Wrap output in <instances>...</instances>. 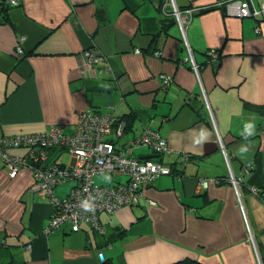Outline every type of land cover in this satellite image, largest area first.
Returning a JSON list of instances; mask_svg holds the SVG:
<instances>
[{
    "label": "crops",
    "instance_id": "obj_1",
    "mask_svg": "<svg viewBox=\"0 0 264 264\" xmlns=\"http://www.w3.org/2000/svg\"><path fill=\"white\" fill-rule=\"evenodd\" d=\"M18 1L7 19L0 3V137L52 129L72 135L87 110L133 114L132 129L117 147L154 129L173 150L162 161L183 173L159 177L137 205L101 214L104 231L85 223L73 231L64 223L46 234L54 206L38 193L29 169L12 177L0 155V264H264V194L253 191L264 193V20L224 15L216 6L227 0H174L181 9L202 11L183 15L189 21L184 40L170 6L160 10L159 0ZM18 47L23 54H16ZM87 50L106 60L86 71L81 55ZM207 105L233 173L244 176L240 193L249 230ZM247 121L256 131L245 140ZM202 132L209 142L201 147L195 140ZM28 150L6 152L24 157ZM177 153L193 158L184 163ZM46 154L48 161L73 163L60 148ZM133 154L154 156L146 147ZM249 162L254 169L245 171ZM198 178L213 181L203 189ZM73 185H58L55 195L65 197Z\"/></svg>",
    "mask_w": 264,
    "mask_h": 264
},
{
    "label": "built area",
    "instance_id": "obj_2",
    "mask_svg": "<svg viewBox=\"0 0 264 264\" xmlns=\"http://www.w3.org/2000/svg\"><path fill=\"white\" fill-rule=\"evenodd\" d=\"M8 4L17 6L19 1L6 0ZM171 7L176 20L183 32L184 40L188 19L183 15L193 16L194 9L181 10L172 0ZM227 16L235 17L242 14V17L261 18L264 20V1L259 4L255 0H229L224 4ZM187 43V42H186ZM188 59L193 70L198 73V65L195 63L192 51L187 44ZM140 52L139 49L136 50ZM82 61L88 59L90 65H98L105 58L95 51L88 50ZM214 56L216 55L212 52ZM23 54L21 47H18V55ZM160 57V53H156ZM170 79L167 77L165 83ZM212 120L216 141L224 156L229 171V182L232 184L238 199L240 200V211L244 222L249 230L246 212L241 200L240 186L243 183L240 178L235 177L230 163L228 151L218 132L213 112L207 105ZM114 119L109 114H98L91 110L84 111L79 116L78 129L72 135H65L58 129H52L49 133L20 134L14 136L0 137V155L7 165L11 176L17 175L22 168L29 169L34 175L38 186V193L48 198L54 206V212L46 226L45 233L50 234L54 229L64 223L72 226L73 231L80 229V223L92 226L94 229L104 231L100 222V215L103 213L112 214L123 207L137 205L144 191L161 175L170 174L169 167L163 161L141 159L132 156L133 149L137 147H148L160 155H168L173 152L169 148L166 139L151 128H146L141 134L127 141L123 148L116 149L114 144L106 140V136L112 133ZM124 123L118 125L115 134L118 138L124 136ZM30 146L25 157H12L6 149L9 147ZM38 146V148H37ZM41 147H58L67 151L73 158V163L68 166H61L58 163L48 161L45 151ZM108 175L111 181L108 185L97 184L94 178ZM125 176L122 181H114L113 177ZM66 182H74L65 197H57L55 188ZM210 181L200 179L198 185L205 189L209 187ZM258 194L257 189H253ZM149 204L155 206V201L149 200ZM87 205L88 207H85ZM252 243L254 239L249 232ZM103 259L102 252L99 253ZM258 262L260 258L258 256Z\"/></svg>",
    "mask_w": 264,
    "mask_h": 264
},
{
    "label": "trees",
    "instance_id": "obj_3",
    "mask_svg": "<svg viewBox=\"0 0 264 264\" xmlns=\"http://www.w3.org/2000/svg\"><path fill=\"white\" fill-rule=\"evenodd\" d=\"M18 1V0H17ZM264 1V0H263ZM256 2V1H255ZM260 2H262V1H260ZM260 2H256V3H260ZM0 3H1V7L3 8V16H4V19H7L8 18V8L9 7H11V6H13V5H10V4H8L7 3V1L6 0H0ZM167 3H168V0H159V3H158V8L160 9V10H162V8L164 9H166L167 7H169L168 5H167ZM170 8V10H171V13H173V11H172V8L171 7H169ZM181 9V8H180ZM185 9V8H184ZM183 8H182V10H184ZM174 20V21H173ZM172 21L173 22H175V19L173 18L172 19ZM172 24V22L170 23H166L165 25H164V30L166 29L167 30V28L170 26ZM165 30V31H166ZM140 50V49H139ZM140 52H141V50H140ZM157 53V52H156ZM156 53H154V54H156ZM166 86V85H165ZM92 111V110H91ZM93 112H95V113H98V112H96V111H93ZM98 114H102V113H98ZM103 114H109V113H103ZM109 115H111V114H109ZM112 116V115H111ZM113 117V116H112ZM113 119H114V122H113V124H112V133L111 134H109V135H107L106 136V140L107 141H110V142H112L113 144H114V146L116 147V149H121V148H118L117 147V144H118V141H120V139L122 138V137H120V138H118L117 136H116V134H115V129L118 127V125H120V124H122V123H124V130H125V132L126 131H128V130H131L132 129V126H133V122H134V119H135V115H133V114H126L125 116H123V117H121V118H116V117H113ZM125 132H124V135H125ZM143 132V131H142ZM141 132V133H142ZM140 133V134H141ZM111 136H113L114 138H110ZM113 139V140H112ZM22 146H25V147H27L29 150H30V146H28V145H22ZM21 147V146H20ZM141 147H144V146H141ZM37 148H38V146H37ZM53 147H41L40 146V148H39V150L41 151H45V152H47V151H49V150H51ZM137 148H140V147H137ZM137 148H135V149H137ZM146 148H148V147H146ZM135 149H133V151H132V156H134V150ZM148 149H150V148H148ZM29 150H28V152H29ZM151 151H152V153H153V157L151 158L152 160H154V161H162L163 159H161V155L159 156V154L158 153H156V152H154V150H152V149H150ZM172 153V152H171ZM28 154V153H27ZM26 154V155H27ZM25 155V156H26ZM177 155H179V156H181V158L183 159V161H184V163H187V162H190L191 160H192V158L193 157H191L190 155H187V154H184V153H177ZM24 156V157H25ZM134 157H137V156H134ZM157 157H159V159L160 160H157L156 158ZM229 157H230V155H229ZM137 158H141V157H137ZM230 162H231V157H230ZM59 165H61V166H66V165H62V164H59ZM68 166V165H67ZM168 166V165H167ZM169 167V169H170V174H168V175H161V176H170V175H172V176H177L178 178H181L182 177V173H183V171L182 170H180V169H176V170H174L173 169V167H171V166H168ZM244 167V170L245 171H249V170H253L254 169V163H252V162H249V163H245V165L243 166ZM246 168V169H245ZM228 169V168H227ZM228 181H229V171H228ZM234 175H235V177H237V178H240L241 180H242V182H244V176H241V175H237V174H235L234 173ZM161 176H159V177H161ZM158 177V178H159ZM157 178V179H158ZM108 179H109V177H108ZM156 179V180H157ZM200 179H206V180H208V181H210V182H212L213 181V179H211V178H198V181L200 180ZM155 180V181H156ZM110 181H111V178H110V180H109V183H110ZM155 181H153V183L155 182ZM67 183V182H66ZM108 183V184H109ZM152 183V184H153ZM61 184H63V183H61ZM61 184H59V185H61ZM75 184V183H74ZM151 184V185H152ZM210 184V183H209ZM208 188V187H207ZM207 188H205V189H207ZM264 193H260V189H258V196H262ZM126 207H132V206H126ZM124 234V231H121L120 232V236H122ZM103 254V253H102ZM103 258H104V254H103ZM104 263L103 264H114L112 261H109V260H105L104 259V261H103ZM174 264H200V263H196V262H194V261H191V260H184V261H180V262H177V263H174Z\"/></svg>",
    "mask_w": 264,
    "mask_h": 264
},
{
    "label": "clouds",
    "instance_id": "obj_4",
    "mask_svg": "<svg viewBox=\"0 0 264 264\" xmlns=\"http://www.w3.org/2000/svg\"><path fill=\"white\" fill-rule=\"evenodd\" d=\"M255 131H256L255 123H253L252 121L245 122L243 133H242L243 138L245 140H248L250 137L255 135ZM208 137H209V134L202 132L201 136L195 140V144L200 145L202 147V145L205 142H209V138ZM240 151L242 153L247 152L248 151L247 146H242ZM85 207H88V206L85 205Z\"/></svg>",
    "mask_w": 264,
    "mask_h": 264
},
{
    "label": "rangeland",
    "instance_id": "obj_5",
    "mask_svg": "<svg viewBox=\"0 0 264 264\" xmlns=\"http://www.w3.org/2000/svg\"><path fill=\"white\" fill-rule=\"evenodd\" d=\"M171 3H173V1L172 0H168V3H167V5L169 4V6L171 7ZM176 5V4H175ZM172 8V7H171ZM179 8V7H178ZM188 8H190V7H188ZM188 8H185L184 10H186V9H188ZM180 9V8H179ZM192 9V8H191ZM182 10V9H181ZM172 11H173V8H172ZM175 16V15H174ZM176 18V17H175ZM88 51V50H87ZM86 51V52H87ZM155 53V52H154ZM160 53V52H159ZM16 54L18 55V48H16ZM85 55V53L83 52L82 53V55H81V57H83ZM106 60V59H105ZM104 60V61H105ZM103 61V62H104ZM101 64V63H100ZM94 65V64H93ZM93 65H90V63H89V61H88V59H86V61L85 62H83L82 61V67L83 68H85L86 69V71H87V69H89L88 67L89 66H93ZM199 69V68H198ZM90 70V69H89ZM79 121V120H78ZM160 155V154H159ZM141 159H144V160H146V159H150V157H148V158H141ZM11 174V173H10ZM112 180H114V181H119V177H113L112 178ZM94 182L95 183H97V184H103V185H108V183H109V179H108V175H104V176H97L95 179H94Z\"/></svg>",
    "mask_w": 264,
    "mask_h": 264
},
{
    "label": "bare ground",
    "instance_id": "obj_6",
    "mask_svg": "<svg viewBox=\"0 0 264 264\" xmlns=\"http://www.w3.org/2000/svg\"><path fill=\"white\" fill-rule=\"evenodd\" d=\"M227 1H229V0H227ZM227 1H225V2H221V3H219L216 7L218 8V9H220L223 13H224V15H226L227 16V13L225 12V9H224V4L227 2ZM256 1V0H255ZM210 9V8H209ZM202 10V9H201ZM200 12H202V11H198L197 9H194V12H193V15L194 14H196V13H200ZM236 18H240V19H242V18H248V17H242V14H236V15H234ZM230 17V16H229ZM83 58V57H82ZM56 148H58V147H56ZM27 169V168H26Z\"/></svg>",
    "mask_w": 264,
    "mask_h": 264
}]
</instances>
